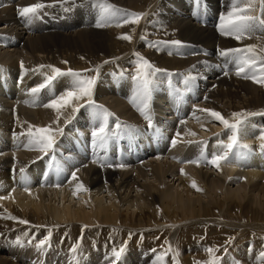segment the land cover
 Here are the masks:
<instances>
[{
	"label": "bare ground",
	"instance_id": "bare-ground-1",
	"mask_svg": "<svg viewBox=\"0 0 264 264\" xmlns=\"http://www.w3.org/2000/svg\"><path fill=\"white\" fill-rule=\"evenodd\" d=\"M0 1L7 3L4 8L0 7V22H5L4 27L0 28V45L10 44L9 47L24 48L28 54L25 59L12 58L7 62L0 63V137L6 138V132L14 128L11 142L0 141L2 142L0 143V170L6 167V171L2 170L0 173H9L8 178L0 180V196L6 197L0 199V202L6 203L10 208L9 212L0 207V251H3L6 243H10L11 239L15 241L18 238L21 240L20 244L24 243L22 247H26L29 251L33 248L36 250L30 251L31 256L11 253L12 250L17 252L20 248L17 246L15 249L9 250L12 259L0 258V264H14L18 262L19 258L30 260L29 264H41L42 260L46 258L48 263L49 258L44 256L45 248L36 246V243L45 239L52 244L51 246L58 245V248H61V254H70L61 246L63 244L70 245L67 242L70 238L67 229L71 227L73 233L77 234L78 231L74 232V230H77L76 227L82 219L88 223H99L95 225L98 227H90L86 230L92 233L91 239L98 244L97 246L101 250L109 254L113 252V247L117 250L126 249L130 256V264H176L177 260L179 264H199V262H206L211 258V255L205 251L207 248L218 249L216 252L219 253L226 250L222 255H219V264H222L226 258L229 261L228 264H249L250 262L264 264L260 258V254L264 252V210L254 208V203L257 205L260 201L250 196V191L259 192L254 196L264 195V148L261 147L264 145V139H261V135L256 136L257 142L247 144L250 146L248 149L236 148L230 153L229 159L222 162L219 168L214 166L218 171L222 170L224 175V173L233 172L234 169H241L237 165L244 168L252 165L253 167L245 171L246 174L241 184H238L245 190L241 191L242 188L239 187L238 191H241L239 194L228 190L225 193L222 191L225 195L224 199L214 197L202 200L206 194L197 196L195 199L188 193L184 198L175 196L170 188L156 186V189L153 190V184L141 183L142 176L150 175L161 179L165 174H171L172 179H177V172L171 171L175 165H172L171 160H168V163L165 159L167 161L165 163L162 158L158 161L150 158L146 161L133 162L123 156V163H117L115 148L116 141L121 138V135L115 136L118 123L114 126L115 122H119V124L121 122L133 123L134 119L142 121H134L133 124L143 127L146 132H137L127 126L123 137L130 140L148 138L149 122L137 107L141 104V99L132 102V97L138 91V85L136 82H132L127 77L130 74L124 71V69H132L137 75L139 67L137 53L140 57L150 61L155 69L163 70L154 73L151 69L148 70L153 80L151 88L154 86L155 89L160 90L158 91L160 96L166 93L164 89H170L172 85L177 86L175 88L179 87L187 94V100L201 101L200 103L216 110L230 121L232 113L264 112V84L246 81L242 75L238 76L232 57L220 54V50L244 48L253 44L257 45V51H259L264 48V30L257 28L251 34H246L241 40L220 34L218 31L219 17L228 10L230 0H220V2L217 0H182L185 6L178 10L181 16L186 13V16L182 17L175 15L176 12L171 14L172 8L168 6H172V2L179 5L178 0H97L99 4H93L90 0L87 2L84 0H35L34 2H42L49 6L40 11L39 18L31 20L22 17L18 12L19 8L31 4L25 2L21 6V4L13 5L12 0ZM194 1L204 3L206 16L202 17L201 6L196 7V3L193 6ZM213 1L220 6L215 15L210 13L206 5ZM104 2L124 10L121 14L118 12L116 17H110L108 23H111V27L96 26L101 14L98 6L101 7L100 5ZM129 13H143L144 16L138 24L131 22L125 25L121 24L120 20H124ZM254 15L264 18L259 7V0H257ZM162 16L170 18L168 25L160 31L155 29L154 33H149L156 20ZM215 17V25H212ZM9 32L16 36L7 34ZM123 35L131 36V40L120 38ZM20 41H23L22 46L19 44ZM173 41L181 43L176 45L172 43ZM140 47L145 48L141 49ZM42 65L43 68L40 67ZM48 66L59 68L65 73L71 69L74 72H79L83 77L94 76L95 70L99 68L96 82L101 80L105 83L101 90L112 86L119 89L122 97L114 99L111 110H117L119 116L125 117V119H120L119 116L110 113L109 116L112 118L107 132L114 134V138L107 137L104 142L98 139L90 143L83 141L79 132H76L79 124L75 127L72 122H68L70 117L67 113L71 111V107L64 109L62 114H58L54 109L43 106L49 98L47 97L49 87L35 95L32 94L31 89L38 87L51 74V68ZM18 67L16 77H12ZM69 76H59L53 82L66 85ZM9 77L16 82H11ZM116 77L117 80L119 79L118 86L115 85ZM191 81L194 83L193 85ZM205 81L210 82V88L214 90H209L207 85L203 84ZM94 88L91 99L95 105L102 106L98 109L103 113L105 110L103 99L101 100L96 92L98 90L94 93ZM198 92L199 94H197ZM7 94L13 95V97L19 95V100L22 103H18L20 102L18 98L13 105L4 102V96ZM201 97L206 101L202 102ZM85 100L88 101V98L85 97L75 103ZM128 106H130V112L126 110ZM93 109L94 107L89 103L85 104L78 117L91 115ZM175 112L176 108H173L172 113H166L174 114ZM263 116L264 114H257L241 117L246 128L244 126L243 129L240 128L242 129L240 136L242 138L251 136L253 125L261 123L264 119ZM154 120L156 119L154 118ZM94 121L92 120V122ZM177 124L171 120L160 124L163 127L161 129L166 141H176L174 150L179 144L178 137H182L181 126ZM30 126L35 128L51 126L53 129H58L55 132L57 140L53 149L43 153L30 148L27 140L17 138V132L28 134ZM96 129V125L90 122L85 130L92 134ZM188 130L185 128L183 131ZM84 136L86 135L83 134ZM78 141L87 146H96L97 151L101 152L94 155L86 153L81 145H78L77 148ZM224 143L226 144L227 141ZM215 144L217 152L211 149L206 150L208 159L221 151L220 144L210 143V146ZM146 151L155 154L152 145ZM188 151L193 150L189 148ZM185 155L182 156V168L193 167L190 165L187 154ZM196 155L198 156V153ZM49 160L59 161L61 164L55 166L54 163L49 164ZM147 163L151 165V168L147 169ZM82 165H84L83 168L80 167ZM46 166L49 167V172L46 179H43L42 174ZM211 166L213 165L211 164ZM21 169L24 171L21 172ZM55 169L63 172L56 181L53 179ZM81 169L86 171V176L83 179L82 173L79 174ZM225 170L227 172H224ZM73 172L76 173V180L72 179ZM190 173L185 172V180L182 183L184 188L194 189L192 186L195 181L199 191H206L205 193L210 194L211 186L206 187V190L201 189L212 184L213 179L209 177L210 173L208 176L204 172H200L201 175L197 172ZM223 175L221 173V177ZM1 178L2 175H0ZM13 178H15L14 181ZM230 179L232 180V178ZM230 179L228 180L230 181ZM259 181H263V183L261 184ZM2 187L10 190L6 196V189ZM105 187H114L116 190L121 187L146 189V193L141 198L132 200L133 205L138 209L134 221L133 218L129 220L118 217L109 206L102 202L94 205L93 213L84 207L77 208L65 204L71 191L87 194L90 191L103 192ZM161 217L165 219L161 221ZM185 218L187 219L180 221ZM244 219L246 223L243 224L241 221ZM72 220H75L76 223H70ZM20 221H28V223H20ZM166 221L179 222L168 224ZM65 222L68 223L65 224ZM158 222L161 224H157ZM153 224H157L158 228L149 234L148 231ZM77 238L79 239V237ZM29 241H33V245L28 244ZM85 241L87 242L82 245L84 247L89 243V239ZM91 245L88 244V249L86 248L89 250L88 257L93 260L94 264H105V261H102L92 251ZM131 245H135L137 248L132 249ZM224 245L225 248L221 250ZM248 245L250 248L248 247V250L244 251L243 248ZM170 247L171 250H169ZM70 248L72 249L73 246ZM37 249L41 252H38ZM81 250L86 254V250L82 248ZM177 252L179 253L178 257L175 256ZM74 256L59 257V264H76L77 261L78 264H84ZM158 257L161 258L159 261H157ZM47 263L44 262V264Z\"/></svg>",
	"mask_w": 264,
	"mask_h": 264
},
{
	"label": "rangeland",
	"instance_id": "rangeland-1",
	"mask_svg": "<svg viewBox=\"0 0 264 264\" xmlns=\"http://www.w3.org/2000/svg\"><path fill=\"white\" fill-rule=\"evenodd\" d=\"M35 0H12V4L14 5H20L21 4V6L26 2V3H29V4H36L37 2H34ZM84 1H89V0H84ZM90 1H92L93 2V4H99V1H97V0H90ZM172 1H174V0H172ZM179 1V5H177V4H175L174 2H172V6L171 5H168L170 8H172V10H171V14H174L175 12H176V14L175 15H177V16H180V17H182V16H186V13H184L182 16L180 15V12L178 13V10L179 9H183L184 8V6H185V3L182 1V0H178ZM218 2H220V0H217ZM4 1H0V7L1 8H4L6 5H7V3H3ZM9 3V2H8ZM11 3V2H10ZM79 3V2H78ZM195 3H196V5H195ZM49 4H51V3H49ZM197 4H199V2L198 1H196V2H194V4H193V6L195 5L196 7H198L199 5H197ZM206 5H207V7H208V9L210 10V13L211 14H213V15H215V13H216V11L218 10V8L220 7L219 5H217V4H215L214 3V1L213 2H211V3H206ZM101 6V5H100ZM191 6H192V3H191ZM98 8H101V7H99L98 6ZM119 11H117V12H115V13H113V15H112V17H116L119 13L121 14L124 10L122 9V8H117ZM15 11H16V9H15ZM15 11H14V13H15ZM119 12V13H118ZM166 13H167V11H165ZM41 16V14L39 13V15L37 16V17H35V18H39ZM31 19H33V18H31ZM31 19H28V20H31ZM61 19V18H60ZM169 21H170V18L169 17H166V16H162V17H160V18H158L157 20H156V22L154 23V26H153V28H151L150 30H149V33H154L156 30L157 31H160V30H162L164 27H166L167 25H168V23H169ZM123 22V20L121 21L120 20V23L121 24H123V25H125V24H127V23H122ZM215 22H216V17L214 18V21H213V24L212 25H215ZM5 24V22L4 21H1L0 22V28L1 27H4L3 25ZM106 26H108V27H111V23H107V25ZM116 26V25H115ZM156 29V30H155ZM1 32V31H0ZM7 34H9V35H12L13 33L12 32H9V33H7ZM13 37L14 36H16V34H13L12 35ZM19 44H20V46H22V44H23V41H20L19 42ZM8 46V47H7ZM10 46V44L8 45V44H3L2 46L0 45V63H4V62H7V61H9L10 59H14V58H17V59H25V57H28V56H26V52H25V50H24V48H20V47H9ZM15 50H14V49ZM141 49H144L145 47H140ZM12 49V50H11ZM215 50H217V49H215ZM218 50H220V49H218ZM221 51V50H220ZM214 54H215V51H214ZM28 55V54H27ZM5 60V61H4ZM19 69V67L18 68H16L15 69V72H14V74L12 75V77H16V75H17V70ZM124 71L126 72V73H128V74H130V76H127V77H129L130 79H132V78H134V77H136V73H135V70H133L132 71V69H124ZM135 75V76H133V75ZM214 74V73H213ZM250 74V73H249ZM209 78V77H208ZM242 78H243V76H242ZM9 79H10V77H9ZM135 79V78H134ZM244 80H249V81H253L252 79H245V78H243ZM73 80H74V77H72V76H69V77H67V83H66V85H59V83H55V82H52L51 83V85L49 86V93L47 94V97H49L48 99H47V103H48V101H50V99L53 97V95H56V96H58V95H60V94H63L64 92H66L67 90H69V88L72 86V82H73ZM116 80H117V77H116ZM10 81L11 82H13V79H10ZM136 82H137V80H136ZM192 82V81H191ZM118 83H119V79L116 81V86H118ZM137 84V83H136ZM194 83L192 82V85H193ZM203 84L204 85H207V87H208V89L209 90H214V89H211L210 87H211V84H210V82H208V81H205V82H203ZM105 86V83L103 82V81H101V80H98L97 82H96V84H95V88H94V93H95V91L96 90H98V91H96V92H98V95H99V97H100V99L102 100L103 99V101H102V103L104 104V106H105V110H109V112L108 113H111L112 115H114V116H119V114H118V112H117V110H111L112 109V103H113V101H114V99H121V94H120V91H119V89L116 87V88H113V86L112 87H107V89H105V90H101V87L102 86ZM138 85V84H137ZM61 86H63V87H61ZM108 86V85H107ZM152 86V85H151ZM154 87V86H153ZM151 88L152 89V91H151V99H150V101H149V114L150 115H154V116H156V117H153V119L152 120H154V118L156 119V120H154L153 121V123L154 122H157V123H160V122H165V121H168V120H171L172 122H174V123H178V125L179 126H181V129L182 130H180L181 131V134H182V137L180 136V137H178L179 139H181L182 138V140H179L178 142H179V144H178V146H177V149H167V151H166V153L164 154L165 156L163 157H160V158H162V161L164 160V162L166 163L168 160L170 161H172L173 162V164L172 165H174V167L171 169V171H175V172H177V179H172V176H171V174H165L164 176H162V178L160 179V178H156V177H154V176H152V175H150V176H142L141 178H140V180H141V183H151V184H153L154 185V189L153 190H155L156 189V186H159V187H165V188H170V190H171V192L175 195V196H182V197H184V198H186L187 197V194L189 193V194H191V195H193V198H195V199H197V196H201V195H205V196H203L202 197V200H207V199H213L214 197H216V198H219V199H224V197H225V195H224V193L226 192V191H230V192H233V193H238L239 194V192H241V191H244L245 190V188L243 187V186H239L238 184H241V181H243V177L245 176V174H246V172L245 171H247V170H249V168H251V167H253L252 165H250V166H246L245 168L243 167V166H241V165H237L238 166V168H241V169H238V170H236V169H234V171L233 172H227L226 170L224 171V172H227V173H224V175H223V171L222 170H217L214 166H211L210 167V165H211V163H209V164H205V163H201V161H204V162H206L203 158H202V154L204 155V153H203V149L207 146V141L208 140H211L210 141V143H217V144H220V142L221 141H227V143L229 142V137H230V135H231V131L229 130V129H226L225 127H224V125L221 123V122H219V121H217V120H215V119H213L207 112H203V111H200V110H202V109H209V110H214V109H212V108H208V106H206V105H204V104H202V103H200L201 101H191L190 99H188L187 100V97L185 96V94H184V91L182 90L181 91V89L178 87V88H175V87H177V86H171L172 87V90L173 91H176L175 93H174V95L176 96L177 94H178V96H179V98L183 101V105H179L178 104V107H177V105L175 106V107H177L178 109L177 110H179V113L178 112H175L174 114H168V113H172L173 112V101L174 100H172V102H171V99H173L175 96L174 95H168V93H167V91H169V89H165L164 91L166 92V93H163V95H161L160 96V94H159V92L158 91H160V90H158L157 88L155 89V87L154 88ZM170 87V88H171ZM200 87V86H199ZM62 88H64V89H62ZM177 89H180V90H177ZM114 90H115V92H114ZM158 92V93H157ZM162 92V91H161ZM139 93H140V89H139V87H138V91H137V93L134 95L135 97L137 96V98H135L134 96L132 97V102H135V101H137V100H139V99H141V97H140V95H139ZM157 94V95H156ZM197 94H199V92L197 93ZM19 98H20V96L19 95H17ZM167 96V97H166ZM5 97V101L4 102H6V103H8V104H12L13 105V103L16 101V99H17V97H13V95H9V94H7V95H5L4 96ZM157 97H159V98H157ZM186 97V98H185ZM19 98H18V100H19ZM126 98V97H125ZM176 98V97H175ZM123 99V98H122ZM201 99H202V102H205L206 101V99L204 100V98L203 97H201ZM20 101V100H19ZM226 101V99L224 100V102ZM18 102V101H17ZM193 102V103H192ZM223 102V103H224ZM18 103H22V101H20V102H18ZM88 103V101H80V102H78V103H75L74 102V107H77L79 110L78 111H73V109H72V107L70 108V112H68L67 113V115H68V117H70V118H68L69 120H68V122H72L73 124H74V126L76 127V126H78V124H79V128H77V130H80V129H84V130H80L81 132V136L83 137V134H85L86 136H84V137H88V138H86L87 140H89V141H91V139H90V134H88L87 132H86V130L85 129H87V127H88V124L91 122V123H93L94 125H97V120L95 119V121H94V119H93V117L91 116V115H86V116H82V117H78L79 115H80V113H81V111H82V109H83V106L85 105V104H87ZM177 103V102H176ZM238 104V103H237ZM124 105H125V103H124ZM172 105V106H171ZM238 105H240V104H238ZM173 107V108H172ZM95 108V107H94ZM129 108H130V106H128L127 107V109L126 110H128L129 112H130V110H129ZM172 108V109H171ZM191 108V109H190ZM67 109V108H66ZM65 109V110H66ZM64 110V109H63ZM61 111V113L60 114H62L64 111ZM214 111H216V110H214ZM92 112V111H91ZM98 112H101L100 110H98ZM166 112H168V113H166ZM217 112V111H216ZM164 113H166V114H164ZM178 114V115H177ZM165 115H166V117H165ZM173 116H175V117H173ZM165 117V118H164ZM264 117V116H263ZM13 118H16V117H14L13 116ZM100 118H101V124H100V126L103 124V121H104V113H102L101 112V114H100ZM108 118H109V116H108ZM112 118V117H111ZM119 118L120 119H125V117L124 118H122L121 116H119ZM92 120L94 121V122H92ZM142 122V121H138V120H136V119H134L133 120V123H135V122ZM182 121H183V123H182ZM242 121H243V119H242ZM115 122V121H114ZM117 124V123H116ZM255 124V123H254ZM119 125V126H118ZM118 128H119V132H122V127L123 126H126V125H131L133 128H135V129H137V126L135 125V124H131V123H126V122H121L120 124L118 123ZM154 125L155 124H151V127L153 126L154 127ZM186 125V126H185ZM107 126H108V121H107ZM121 126V127H120ZM185 126V127H184ZM201 126V127H200ZM243 126L245 127V123L243 122L241 125H240V128H242L243 129ZM247 126V125H246ZM252 126V125H251ZM255 126V127H254ZM127 127V126H126ZM187 127H189V128H187ZM38 128H40V127H38ZM186 128V130H188V131H190V128H191V131L190 132H188V131H186V132H184L183 130ZM246 128V127H245ZM14 128H11L10 130H8L7 132H6V138H2V137H0V141H12V139H11V134L13 133L12 132V130H13ZM126 129V128H125ZM242 129H240V130H242ZM77 130H76V132H77ZM252 131V133L253 134H251V136L249 135V137L248 138H242V136H240V132H239V142H240V144H248V143H254V141L255 142H257V140H255L256 139V136L257 135H264V119L261 121V123H259L258 125L257 124H255V125H253V127H252V129H251ZM84 132V133H83ZM184 132V133H183ZM188 132V133H187ZM79 133V134H80ZM83 133V134H82ZM184 134V135H183ZM186 135V136H185ZM190 135V136H189ZM17 138H19V139H21V140H29V137H28V134H23V133H19V132H17ZM188 136V137H187ZM83 137V138H84ZM246 137V136H245ZM188 138V139H187ZM85 139V138H84ZM189 139H191V140H189ZM192 139H195V140H192ZM244 139V140H243ZM56 140H57V138H55V143H56ZM178 140V139H177ZM249 140V141H248ZM184 141H186V144H184V143H181V142H184ZM252 141V142H251ZM2 142H0V143H2ZM189 142V143H188ZM54 143V144H55ZM205 143V144H204ZM187 144H189L188 146H187ZM201 145V148H200V153H201V155H200V160H199V163L201 164H198V163H192V162H190V165H192L193 167H188V168H182V166L181 165H183L182 164V161H179L178 159H177V157L180 155V156H184L185 154H187V158H189L190 159V161H192L191 159L192 158H196L197 157V153H198V151H197V148L199 147ZM213 146V147H212ZM212 146H210L209 145V147H210V149L212 148V150L213 151H215V148H216V144L215 145H212ZM215 146V147H214ZM193 147V148H192ZM189 148H191L193 151H191V152H189L188 150H189ZM196 149V150H195ZM202 149V150H201ZM209 149V150H210ZM244 149V148H243ZM242 149V150H243ZM13 150H15V149H13ZM206 150H207V148H206ZM217 150V149H216ZM6 152V151H5ZM4 152V153H5ZM181 153V154H180ZM38 156V155H37ZM36 156V157H37ZM179 156V157H180ZM186 156V155H185ZM191 156V157H190ZM230 156V155H229ZM35 158V157H34ZM150 158H152L151 160H156V161H158L160 158H156V157H154V155H152L151 157H149V158H146V159H143V161H146V160H150ZM167 161H166V160ZM176 160V161H175ZM92 161H94L93 159H92ZM169 161H168V163H169ZM196 161V160H195ZM198 164V165H197ZM208 165V166H207ZM81 168H83L84 167V165H82V166H80ZM176 167V168H175ZM209 167V168H208ZM149 168H151V165H149V163H147V169H149ZM128 169V168H127ZM188 169V170H187ZM192 170V171H190V170ZM2 170H5L6 171V167H4L3 169H1L0 171H2ZM178 170V171H177ZM196 170V171H195ZM183 171V172H182ZM210 171V172H209ZM244 171V172H243ZM82 173V175H81V173ZM185 172L188 174H191L190 172H197L199 175H201V173L202 172H204L207 176L209 175V173H210V178L211 179H213L212 180V184L210 183L209 184V186H205V187H202L201 189H207L206 187H210L211 186V188H212V191L211 192H209L210 194H208V193H205L206 191H199V189L198 188H196V187H194V189H188V188H184V186H183V180H185ZM201 172V173H200ZM241 172V173H240ZM255 172V171H254ZM184 173V174H183ZM208 173V174H207ZM221 173H222V177H221ZM232 173V174H231ZM79 174L82 176V179L83 178H85L84 176H86V171L84 170V169H81L80 171H79ZM227 174V175H226ZM228 174H229V178H228ZM244 174V175H243ZM0 175H2V178L0 179V180H4L5 178H8V175H9V173H5V174H3V173H0ZM242 175V176H241ZM166 176V177H165ZM226 176V177H225ZM149 177V178H148ZM234 177V178H233ZM143 178V179H142ZM223 180H222V179ZM230 178H232V180L230 179ZM228 179H230V181L228 180ZM235 179V180H234ZM237 179H239V181H237ZM15 180V178H13V181ZM147 180V182H145ZM216 180H219V181H216ZM221 180V181H220ZM225 180H226V182H225ZM234 180V181H233ZM223 181V182H222ZM229 181V182H228ZM261 184L263 183V181H259ZM217 183V184H216ZM222 183H224V184H222ZM232 183V184H231ZM214 184V185H213ZM229 186H228V185ZM227 185V186H226ZM116 186V185H115ZM114 186V187H115ZM151 186V185H150ZM191 186H192V184H191ZM222 186V187H221ZM225 186V187H224ZM107 188V187H105L104 189H103V192H100V191H96V192H93V191H90V192H87V194H78V193H74L73 191H71V192H69V199L67 198L66 199V202H65V204H67V205H69V206H72V207H77V208H81V207H84L86 210H88V211H90V213H93L94 212V210L93 209H95L94 208V205H96L98 202H102V203H104L106 206H109L110 207V209H111V211H114V213L115 214H117V216L118 217H123V218H126V219H131L132 220V218H133V221L135 220V215H136V213L138 212V209H137V206H134L133 205V202H132V200H136L137 198H141L142 196H143V194L144 193H146V189L144 188H141V187H133V188H130V187H121V188H119L118 190H116V188ZM117 187H119V186H117ZM242 188L241 189V191H238V188ZM3 189H6V192H5V196L10 192V190H8L6 187H2ZM192 188H193V186H192ZM218 188V189H217ZM251 188V187H250ZM108 189V190H107ZM188 189V190H187ZM215 191H214V190ZM252 189V188H251ZM234 190H235V192H234ZM240 190V189H239ZM248 190V189H247ZM12 191H16V190H12ZM224 193H223V192ZM237 191V192H236ZM192 192H194V193H192ZM251 193H250V196L251 197H253L254 199H256V200H259L260 202L259 203H257V205H256V203H254L255 205V207L254 208H259V209H262V210H264V203H262V202H264V195H257V196H254V195H256V194H259V192L257 191V192H255V193H253L252 191H250ZM200 193V194H199ZM212 194V195H211ZM261 194H263V193H261ZM211 196V197H210ZM249 196V197H250ZM97 197V198H96ZM241 199H242V196H241ZM249 199V198H248ZM70 202H69V201ZM242 201H244V200H242ZM131 204H132V206H131ZM83 205V206H82ZM0 207L1 208H3L4 210H6V211H9L10 212V208H8L9 206L6 204V203H2V202H0ZM161 219V221L162 220H164L165 218L164 217H161L160 218ZM187 218H185V219H183V220H180V221H184V220H186ZM194 220H195V218H193ZM241 221V220H240ZM168 224H172V222H174V223H177V222H179V221H166ZM68 222H65V224H67ZM70 223H76L75 222V220H72V222L70 221ZM241 223H246V220L244 219V220H242L241 221ZM99 223L97 222V223H88L86 220H84V219H82V220H80L79 221V225L76 227L77 228V230H74V232L75 231H78L77 232V234H75V233H73V231L70 229V228H68L67 229V232H68V235L70 236V238L68 239V243L70 244V245H68V246H66V244H63L61 247L63 248V250H68V252H70V254L69 253H64V254H61V248H58L59 246L58 245H53V246H51L52 244H50L49 242H47L46 241V244L43 246L44 248H45V256L47 257V258H49V261H48V263L46 262V258H44V262L45 263H47V264H51V263H53L54 264V260L55 261H57L56 262V264H59V261H58V259H59V257H63V258H67L68 256H74V258L75 259H77V258H79L80 259V261H83V263L84 264H94L93 263V260L90 258V257H88V255H87V253H89V250H87L88 248V244H92L91 245V249H92V251L97 255V256H99L100 258H101V260L103 261H105V264H130V256H129V254H128V251H126V249L123 251V253L120 255V257H119V259H116L114 256H113V252H111V253H109V254H107V252L106 251H103V250H101L100 248H99V246H97L98 244L97 243H95V241H93L92 239H91V236H92V233H89L86 229L87 228H90V227H98V226H95V225H98ZM157 224H161V222H158ZM157 224H153L152 226H151V229H149V231H148V233L149 234H151V233H153V232H155L156 231V229L158 228V225ZM161 226V225H160ZM159 226V227H160ZM168 226V225H167ZM92 231H93V229H92ZM11 233H13V232H11ZM1 234V233H0ZM76 237H79V239L77 238L76 239ZM74 239H75V241H74ZM87 239H89V243H87V244H85V247L84 246H82V245H84V242L86 243L87 241H85V240H87ZM20 240V239H19ZM194 240V239H193ZM249 240V239H248ZM77 241V242H76ZM20 242H21V240H20ZM97 242V241H96ZM105 242H107L106 240H105ZM94 243H95V245H94ZM7 245H5L6 247L3 249V251L1 250L0 251V258H2V259H5V258H11L12 259V255H11V253H13V254H16V255H18V254H20V255H25V256H31V253H30V251H36L34 248L33 249H30V251H29V249H27L26 247H22L23 245H24V243H22V244H20V243H17V239L14 241L13 239H11L10 240V243H6ZM76 244H77V246H76ZM17 246H19L20 248L17 250V252H16V250H12V252L11 251H9V250H11V249H15ZM70 246L72 247L73 246V248L75 247V248H77V251H76V253L74 254L73 252H72V249L70 248ZM92 246H95V247H92ZM97 246V247H96ZM29 247H31V246H29ZM248 247L250 248V246L248 245L247 247H245V248H243L244 249V251H247L248 250ZM68 248V249H67ZM81 248L83 249V250H86L85 252H86V254L85 253H83L82 252V250H81ZM85 248V249H84ZM87 248V249H86ZM131 248L132 249H135V248H137L135 245H131ZM225 248V245L221 248V250H223ZM99 249V250H98ZM113 249H115L114 247H113ZM96 250V251H95ZM264 250V249H263ZM26 251H27V253H26ZM37 251H38V249H37ZM113 251V250H112ZM224 251H226V250H224ZM224 251H222V252H215V256L216 257H219V255H222L223 254V252ZM11 252V253H10ZM19 252V253H18ZM38 252H41V251H38ZM47 252V253H46ZM51 254H52V257H51ZM73 254V255H72ZM100 254V255H99ZM102 254V255H101ZM56 255V256H55ZM87 256V257H86ZM55 257H57V258H55ZM21 258H19L17 261V263H14V264H29L28 262L30 261V260H27V259H21ZM78 259V260H79ZM51 260V261H50ZM71 260V259H70ZM15 261V260H14ZM43 261V260H42ZM92 261V262H91ZM245 261V260H244ZM32 262V261H31ZM44 262H43V264H44ZM65 262V261H64ZM42 263V262H41ZM229 263V261H228V259L226 258L224 261H223V263L222 264H228ZM249 264H252V262H250Z\"/></svg>",
	"mask_w": 264,
	"mask_h": 264
},
{
	"label": "snow or ice",
	"instance_id": "snow-or-ice-1",
	"mask_svg": "<svg viewBox=\"0 0 264 264\" xmlns=\"http://www.w3.org/2000/svg\"><path fill=\"white\" fill-rule=\"evenodd\" d=\"M46 6L49 5H46L42 2L36 3L30 6L19 8L18 12L22 17L31 19L37 17L40 11ZM256 6L257 0H230L228 10L225 13H222L219 17L218 31L220 32V34L233 37L236 40H241L245 37L246 34H251L257 28L264 30V18L254 15ZM101 7L102 11L100 14V19L98 20L96 25L97 27L106 26L113 13L119 11L114 5L107 2H104ZM259 7L262 16H264V0H259ZM143 16V13H129L124 18L123 23L131 22L138 24ZM120 38L131 40V36L129 35H123ZM172 43L179 45L181 42L173 41ZM220 54L222 56L232 57L233 61L236 64V74L238 76L242 75L245 79H252L256 83L264 84V48H261L259 49V51H257V45L253 44L247 45L244 48L221 50ZM136 55L138 57L139 67L137 69V75L134 78L137 80V84L140 89L139 95L141 97V104L137 105V107L141 114L144 115L145 119L148 120L149 126H151L152 118L149 114V101L151 99V85L153 83V80L151 79V73L148 70L151 69L153 73L163 70L155 69L150 61L143 57H140L138 53ZM40 67L43 68L44 66L42 65ZM48 67L51 68V74L48 75L44 82L41 83L38 87L31 89L33 95L39 93L42 89L49 87L51 83L59 76L70 75L74 77V80L69 90L58 96L53 95L50 101L43 105L44 107L54 109L58 114H60L63 109L69 107H72L73 111L75 112L79 109L77 107H74V102L87 97L90 106L102 108V106L95 105V102L91 99L96 79L99 76V68L95 70L94 76L83 77L79 72H74L71 69H68V71L65 73L62 72V70L59 68H55L53 66ZM225 74L227 75V73ZM200 111L207 112L213 119L221 122L226 129H229L231 131L229 142L226 144L223 141L220 142V152L213 154L211 159H208L207 156H204L202 154V158L206 162L211 163L217 168L220 167L222 162L229 159V153L237 147L245 149L250 147L249 145L240 144L239 142L240 125L243 123L241 117L264 114V112L232 113V120L230 121L229 119H226L221 113L214 110L202 109ZM109 115L111 114L108 113L107 110H104L103 124L92 133L93 137L97 138L101 142H104L108 136V132L106 131V129ZM56 131H58V129H53L51 128V126L41 128L30 126L28 129V146L40 152L47 153L49 150L53 149ZM177 135H179V133H177ZM261 139H264V135L261 136ZM175 143L176 141L173 140V146L175 145ZM261 147L264 148V145H262ZM190 162L199 163V160ZM120 166L122 167L123 165ZM23 171L24 170L21 169V172ZM71 175L73 180L77 179L75 172H73ZM193 187H196L195 181H193ZM5 198L6 197L0 196V199ZM20 223L27 224L28 221H20ZM17 243H20L19 238L17 239ZM45 244L46 239L41 240L37 247L42 248ZM169 250H171V247L169 248ZM76 251L77 248L74 247L72 249V252L75 254ZM123 251V248L119 250L113 249V256L116 259H119ZM205 251L211 255V258L206 262H199V264H219V258L215 256V252L218 251V249L207 248L205 249ZM178 255V252L175 253L176 257H178ZM260 258L261 261L264 262V252L260 254ZM160 259L161 258L158 257L157 261H159ZM76 264H78V261L76 262ZM176 264H179L178 260L176 261Z\"/></svg>",
	"mask_w": 264,
	"mask_h": 264
},
{
	"label": "trees",
	"instance_id": "trees-1",
	"mask_svg": "<svg viewBox=\"0 0 264 264\" xmlns=\"http://www.w3.org/2000/svg\"><path fill=\"white\" fill-rule=\"evenodd\" d=\"M13 82L15 83V82H16V80H13Z\"/></svg>",
	"mask_w": 264,
	"mask_h": 264
}]
</instances>
